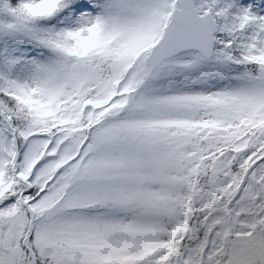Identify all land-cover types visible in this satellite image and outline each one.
Listing matches in <instances>:
<instances>
[{
    "label": "snow or ice",
    "instance_id": "6c2138e0",
    "mask_svg": "<svg viewBox=\"0 0 264 264\" xmlns=\"http://www.w3.org/2000/svg\"><path fill=\"white\" fill-rule=\"evenodd\" d=\"M0 264H264V0H0Z\"/></svg>",
    "mask_w": 264,
    "mask_h": 264
}]
</instances>
